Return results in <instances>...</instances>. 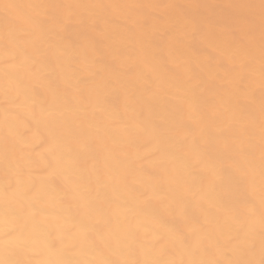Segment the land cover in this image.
Listing matches in <instances>:
<instances>
[{
	"label": "bare ground",
	"instance_id": "1",
	"mask_svg": "<svg viewBox=\"0 0 264 264\" xmlns=\"http://www.w3.org/2000/svg\"><path fill=\"white\" fill-rule=\"evenodd\" d=\"M6 3L114 7L59 9L66 22L70 15L73 19L57 50L49 49L39 34L31 41L19 35L13 39L4 22ZM162 4L199 5L188 11L207 18L213 38L189 41L163 64L159 50L147 41L162 43L166 25L151 20L160 31L144 32L137 24L144 17L167 18L172 10L147 7ZM259 4L260 0H0V259L18 264L63 259L81 264L106 259L224 264L250 258L245 250L254 245V258L259 260L264 205ZM132 5L145 7H125ZM21 11L37 16L43 10ZM101 13L110 22L101 25L103 36L95 33L97 51L86 57L79 48L78 21ZM249 15L255 16L256 37L246 47L234 43L231 33L235 30L243 38ZM17 22L30 30L24 16ZM77 49L78 60L70 59ZM194 96L204 119L190 108ZM209 105H214L211 121ZM52 133L62 145L55 158L64 164L49 181ZM249 139L255 161L245 179L244 199L255 213L248 220L251 231L245 233L242 218L225 211L237 189L223 161ZM24 143L28 147L22 150ZM70 151L78 153L75 163L68 161ZM196 158L202 163L194 166ZM17 169L22 184L37 186L28 197L5 196L6 181L17 179ZM74 220L94 234V241L75 254L70 251L79 234ZM138 226L142 241L147 229V240L129 255L126 237ZM179 236L192 247L180 243Z\"/></svg>",
	"mask_w": 264,
	"mask_h": 264
},
{
	"label": "snow or ice",
	"instance_id": "2",
	"mask_svg": "<svg viewBox=\"0 0 264 264\" xmlns=\"http://www.w3.org/2000/svg\"><path fill=\"white\" fill-rule=\"evenodd\" d=\"M114 7L112 5H17V4H4V22L6 29L9 31L13 39L19 38L25 41H31L33 37H41L43 43L47 44L49 49L56 48L59 50L58 41L62 40L63 34L69 30V26L72 22L73 17L70 15L67 18L59 12V9L73 8H97V9H109ZM125 7H145V6H125ZM147 7L152 8H163L172 10L168 17H144L143 23L137 21V24L144 30V32L150 31H160L156 26L150 23L151 20H157L164 23L166 26L163 28V41L160 44H153L151 39L147 41L150 46L156 47L159 50V59L163 64H167L169 59L175 57L176 52L179 47L185 46L189 41L197 40H208L213 38V34L208 30V20L207 18H197L195 14L188 11L190 8H199V5H189V6H178L172 4H162V5H151ZM215 7V6H212ZM231 7V6H224ZM247 7L253 8L254 5H249ZM24 8H36L42 9L43 11L37 16L24 15L22 9ZM260 62H261V79L264 80V0H260ZM24 16V22L30 25V30H26L23 23H18V17ZM109 19L105 13L94 14L90 17L80 18L78 23L81 28L79 33L81 37L80 49H83V53L86 57L94 54L96 50L97 37L95 33H99L101 36L104 34V28L101 25H107ZM245 24L247 31L243 38L238 37L235 30H232V37L234 43L245 44L246 47H250L255 43L256 37V21L254 15H249L245 17ZM79 58V49H77L75 56L70 57V59ZM154 59L157 57L154 56ZM83 83V81H81ZM190 108L201 118L204 119V113L200 110V101L194 96L190 103ZM209 120L211 121L210 110L214 108V105H209ZM42 115L43 112H42ZM260 166H261V176L264 179V96H262L261 103V123H260ZM50 143L53 146V159L49 162V169H51L50 176L48 180L50 181L56 175H59L58 169L64 164V160H57L55 158V151L62 150V145L60 138L52 133L50 135ZM27 143H24L22 150L27 148ZM78 153H71L68 156V161L75 163ZM48 158L45 157V160ZM255 161V146L251 143L249 139L246 146H241L237 149L230 151L227 154L226 159L223 164L232 174L233 181L236 185L237 196L235 201L225 208L228 213H235L237 217L241 219V231L248 233L251 231L252 225L248 222L252 215L255 213L254 207L244 199V187L245 179L250 174ZM202 163L200 158H196L194 161V166L196 164ZM224 168L221 169L223 171ZM21 170L17 169V179L15 181L7 180L5 186V196L11 195L13 197H28L32 192L37 190V186L32 184H22L19 179L21 175ZM260 227H261V245H260V259L256 260L255 246L251 245L245 250V254L250 257L244 260H229L224 262V264H264V205H262L260 210ZM73 228L78 230V236L73 239L70 251L75 254L80 251V249L91 242L94 241V234L92 230L83 224H79L77 221H73ZM140 226L137 227L135 231H129L126 239L130 243L126 246V250L129 255H134L137 247L143 248L145 246L144 241L147 240V229L144 230V241L140 239L139 236ZM36 233L39 229H34ZM10 235L12 233H9ZM36 237L33 238L35 242ZM178 241L182 243L185 247L191 248L192 243L186 241L182 236L178 237ZM155 247V245H152ZM6 254L8 250H5ZM0 264H18L8 259H0ZM48 264H81L80 261H74L71 259H63L57 261H49ZM98 264H184L183 261L175 260H162V259H127L124 261H114V260H102ZM191 264H221L219 261H192Z\"/></svg>",
	"mask_w": 264,
	"mask_h": 264
}]
</instances>
